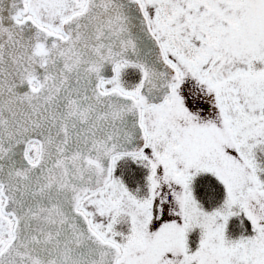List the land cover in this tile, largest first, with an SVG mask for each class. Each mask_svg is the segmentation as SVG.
<instances>
[{
	"label": "snow or ice",
	"instance_id": "snow-or-ice-1",
	"mask_svg": "<svg viewBox=\"0 0 264 264\" xmlns=\"http://www.w3.org/2000/svg\"><path fill=\"white\" fill-rule=\"evenodd\" d=\"M0 264H264V0H0Z\"/></svg>",
	"mask_w": 264,
	"mask_h": 264
}]
</instances>
